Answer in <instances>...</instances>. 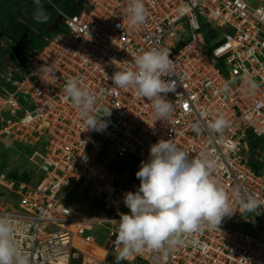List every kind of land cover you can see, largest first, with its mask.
I'll list each match as a JSON object with an SVG mask.
<instances>
[{"label":"built area","instance_id":"2783aa9c","mask_svg":"<svg viewBox=\"0 0 264 264\" xmlns=\"http://www.w3.org/2000/svg\"><path fill=\"white\" fill-rule=\"evenodd\" d=\"M82 1L86 8L77 13L60 11L63 30L27 49L24 73L0 92V144L41 146L33 181L0 173V187L16 197L0 215L11 217L17 246L30 264H110L107 254L118 255L115 221L129 212L124 195L137 191L135 173L150 146L171 140L190 159L207 154L215 161L211 177L235 213L218 228L202 226L172 247L144 248L123 260L264 264V169L251 166L256 151L247 138L252 131L264 140V0H144L140 27L128 23L129 0ZM153 48L169 50L173 60L163 77L176 83L165 97L173 110L164 121L155 120L151 101L111 81L116 71L135 70V58ZM0 78L9 80L1 72ZM72 78L98 96L94 115L110 108L101 117L104 130L84 131L63 91ZM219 117L226 127L210 131L208 123ZM74 190L97 200L101 212L78 208ZM235 192L260 206L245 212ZM97 227L101 245L86 233Z\"/></svg>","mask_w":264,"mask_h":264},{"label":"clouds","instance_id":"9594fccd","mask_svg":"<svg viewBox=\"0 0 264 264\" xmlns=\"http://www.w3.org/2000/svg\"><path fill=\"white\" fill-rule=\"evenodd\" d=\"M33 4V19L37 23H48L51 20L47 10L50 0H33ZM127 17L131 26L143 25L147 19L144 0H129ZM169 55L167 49L153 48L135 58V70L124 69L111 76L112 83L118 88H133L139 98L151 101L155 120L164 121L173 110L165 97L169 92H175L176 83L163 79L172 71L173 60ZM63 91L83 119L84 131L99 132L107 127L101 117L110 116V108L104 109V114L99 117L94 115L100 111L98 96L83 87L81 81L69 79ZM226 123L219 117L207 127L220 133ZM215 168V161L207 154L190 159L189 154L171 140L152 144L149 159L142 161L135 173L140 181L137 191L124 195L129 212L121 213L115 221L118 223L117 264L144 248L160 250L165 245L172 247L181 243V234L196 232L202 226L218 228L224 217L232 216L235 212L229 195L211 177ZM234 195L245 212H255L260 206L250 195L242 197L239 192ZM0 264H30L28 256L17 246L15 226L8 215H0Z\"/></svg>","mask_w":264,"mask_h":264},{"label":"rangeland","instance_id":"374dc122","mask_svg":"<svg viewBox=\"0 0 264 264\" xmlns=\"http://www.w3.org/2000/svg\"><path fill=\"white\" fill-rule=\"evenodd\" d=\"M27 9L28 6L21 0H0V49L15 43L11 29V18L13 16L22 22L30 23L31 29L28 36L29 43L32 44L37 43L43 35H52L54 29L63 24L60 15L61 10L57 8H47L48 12L51 14V20L43 24L33 20V14L29 13ZM67 10L69 12L71 11L69 7ZM207 52H209V50H207ZM5 62H7L8 67L12 66L11 61L8 59H6ZM253 145L255 147V154L259 166L261 169H264V140L254 139ZM40 147V145L32 146L16 142L12 143V145L0 144V171H4L9 176L15 178H24L26 180L33 179L35 161L39 159ZM131 161L134 163L136 159L131 158ZM70 198L85 199L84 195L78 194L76 190L71 192ZM15 200L16 198L12 193L0 187V206L13 205ZM99 230L100 228L97 227L93 231H86V233H92L96 237L97 243L101 245L105 240L103 236L98 237L97 233H99Z\"/></svg>","mask_w":264,"mask_h":264},{"label":"trees","instance_id":"16d2710c","mask_svg":"<svg viewBox=\"0 0 264 264\" xmlns=\"http://www.w3.org/2000/svg\"><path fill=\"white\" fill-rule=\"evenodd\" d=\"M21 1L24 2L26 4V6H28V9H27L28 12L33 14V12H34L33 0H21ZM68 7L71 10L70 12L67 10ZM47 8H51V9L57 8L58 10H61L62 12L71 14V13L79 12L81 9L86 8V6L84 5V2L82 0H50V4L47 5ZM33 20H32V22H33ZM32 22H31V24H32ZM11 24H12L11 29L13 32V39L15 41L18 40L19 36H21V34L23 33V31L25 29L27 30V36L30 34L31 28H30L29 22L28 23L22 22L13 16L11 18ZM205 27H207V25ZM62 30H63V24L57 26L56 29H54L53 34L60 32ZM41 43H42V37L40 38V40L37 43H33V44L27 43L25 46V49L27 50V49L37 48L41 45ZM11 49H12V46L11 47L8 46V47L0 49V72L1 73L6 72L7 74H9V75H7V77L9 78L8 81L4 80L3 78L0 79V92H2V93L8 92L13 88V85L11 82L13 80L20 78L22 76V74L24 73L25 67H26V63H25V60L23 58V53H20L18 58H16L15 61H11L12 69L7 70V62L2 63L1 60L4 59L8 55V53L11 51ZM247 138H248V141H249V144H250L252 150H255V147L253 145L254 139H259V140L263 141V139H261L259 136H256L252 131H247ZM250 164L253 168L260 169L257 157L256 158L251 157L250 158ZM133 166H134V164H132V167H131L132 169H133ZM0 173H4L8 179H12V180L33 181L36 178V172L33 173V177H32L33 179H30V180H26L24 178L11 177L7 173H5L4 171H0ZM1 188L4 190H7L3 187H1ZM8 192L12 193L10 191H8ZM12 194L14 195V193H12ZM75 204L81 210L87 211L91 214H98L101 212V210L99 209V203L95 199L85 197V199L78 200V203H75ZM116 258H117V256H115V254H113L111 252H109L107 254V261L110 264H117ZM119 264H144V262L141 259L137 258V259H134L132 262H128L126 260H121L119 262Z\"/></svg>","mask_w":264,"mask_h":264},{"label":"water","instance_id":"95a60500","mask_svg":"<svg viewBox=\"0 0 264 264\" xmlns=\"http://www.w3.org/2000/svg\"><path fill=\"white\" fill-rule=\"evenodd\" d=\"M27 40V30L25 29L21 36H19L18 40L12 46V51L9 53V59L11 61H15L19 56V53L23 51Z\"/></svg>","mask_w":264,"mask_h":264},{"label":"flooded vegetation","instance_id":"af4514ba","mask_svg":"<svg viewBox=\"0 0 264 264\" xmlns=\"http://www.w3.org/2000/svg\"><path fill=\"white\" fill-rule=\"evenodd\" d=\"M21 35H22V34H21ZM15 42H16V41H15ZM29 42H30V41H29V36H27V40H26L25 46H26V44L29 43ZM13 45H14V44H13ZM13 45H10V47L13 46ZM25 46H24V48H23V51L20 52V53H24V52L26 51ZM11 51H12V49H11ZM9 53H10V52H9ZM9 53H8V55H7L5 58L8 59L9 61H11V60L9 59ZM20 53H19V54H20ZM17 58H18V57H17ZM6 59H2L1 62H2V63L5 62Z\"/></svg>","mask_w":264,"mask_h":264},{"label":"crops","instance_id":"0c3cea01","mask_svg":"<svg viewBox=\"0 0 264 264\" xmlns=\"http://www.w3.org/2000/svg\"><path fill=\"white\" fill-rule=\"evenodd\" d=\"M10 68L12 69V66H11V67H8V66H7V70H10ZM3 73L6 74V76L9 75V74H7L6 72H3Z\"/></svg>","mask_w":264,"mask_h":264}]
</instances>
